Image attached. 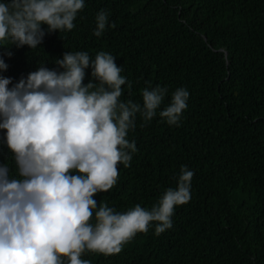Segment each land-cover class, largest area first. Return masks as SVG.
Returning <instances> with one entry per match:
<instances>
[{
  "label": "trees",
  "instance_id": "1",
  "mask_svg": "<svg viewBox=\"0 0 264 264\" xmlns=\"http://www.w3.org/2000/svg\"><path fill=\"white\" fill-rule=\"evenodd\" d=\"M101 10L109 13V26L97 37ZM75 23L71 31L47 33L36 49L0 48L9 65L0 75L15 84L41 64L62 70L55 61L66 51H87L92 59L105 51L132 84L122 86L124 101L142 104L149 84L168 88L161 108L177 88L190 92L179 125L159 115L145 122L137 114L127 138L138 151L130 167L119 165L117 185L95 194L98 206L151 209L177 186L182 165L195 171L191 200L176 207L172 228L156 235L153 226L119 254L83 258L92 264H264V0H86ZM87 73L85 84L95 79L91 68ZM4 133L0 164L16 176Z\"/></svg>",
  "mask_w": 264,
  "mask_h": 264
},
{
  "label": "clouds",
  "instance_id": "2",
  "mask_svg": "<svg viewBox=\"0 0 264 264\" xmlns=\"http://www.w3.org/2000/svg\"><path fill=\"white\" fill-rule=\"evenodd\" d=\"M85 6L86 0H0V48L36 49L47 33L75 29ZM108 26L109 13L101 10L93 34ZM55 62L62 70L41 64L15 84L0 75V130L17 171L13 176L0 164V264H92L86 253L116 255L138 232L172 228L176 207L191 200L195 171L187 165L151 209L136 204L118 212L95 199L117 185L120 164L131 166L138 148L127 136L137 114L179 125L189 90L177 88L164 108L166 86L149 84L142 104L124 101L122 86L132 84L111 53L92 59L87 51H66ZM8 67L0 55V69ZM89 68L95 79L85 84Z\"/></svg>",
  "mask_w": 264,
  "mask_h": 264
}]
</instances>
